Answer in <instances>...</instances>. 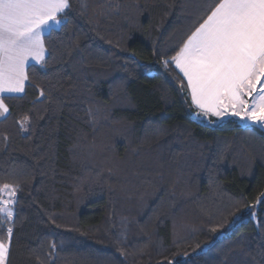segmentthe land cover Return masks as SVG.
I'll return each instance as SVG.
<instances>
[{
  "label": "trees",
  "instance_id": "1",
  "mask_svg": "<svg viewBox=\"0 0 264 264\" xmlns=\"http://www.w3.org/2000/svg\"><path fill=\"white\" fill-rule=\"evenodd\" d=\"M212 2L70 0L0 117L6 264H264V130L199 118L170 60Z\"/></svg>",
  "mask_w": 264,
  "mask_h": 264
},
{
  "label": "snow or ice",
  "instance_id": "2",
  "mask_svg": "<svg viewBox=\"0 0 264 264\" xmlns=\"http://www.w3.org/2000/svg\"><path fill=\"white\" fill-rule=\"evenodd\" d=\"M70 8V0H0V117L6 119L9 113L5 99L25 92L29 65H46L45 33L60 27ZM204 15L170 57L187 82L196 115L210 124L237 117L250 133L255 129L247 126L249 122L264 128V0H213ZM163 64L168 70L169 61ZM27 121L28 117L20 121L21 130H27ZM18 190L19 185H0V221L14 223ZM260 203L264 196L257 200ZM251 215L255 219V211ZM12 236L13 228L8 227L7 241L0 239V264H6ZM50 248L55 254V241Z\"/></svg>",
  "mask_w": 264,
  "mask_h": 264
},
{
  "label": "rangeland",
  "instance_id": "3",
  "mask_svg": "<svg viewBox=\"0 0 264 264\" xmlns=\"http://www.w3.org/2000/svg\"><path fill=\"white\" fill-rule=\"evenodd\" d=\"M181 75H182V74H181ZM198 117H199V116H198ZM199 118H203V117H199ZM233 118H234V117H233ZM203 119H204V118H203ZM235 119H236V118H235ZM204 120H205V119H204ZM239 122H240V124H241L242 126H246L244 121L239 120ZM247 126H258V125H254V124H251V123L249 122ZM5 199H7V196H5Z\"/></svg>",
  "mask_w": 264,
  "mask_h": 264
},
{
  "label": "crops",
  "instance_id": "4",
  "mask_svg": "<svg viewBox=\"0 0 264 264\" xmlns=\"http://www.w3.org/2000/svg\"><path fill=\"white\" fill-rule=\"evenodd\" d=\"M53 29H57V27H53ZM45 34H47V33H45ZM32 64H34V62L32 63ZM187 83V82H186ZM257 87H259V85H257ZM19 95V94H18ZM6 96H7V94H6ZM246 99H249V98H247V97H245ZM215 118V117H214ZM226 118H228V117H226ZM234 118H236L238 121H239V118H237V117H234ZM216 119V118H215ZM240 123V122H239ZM263 130H264V128H262Z\"/></svg>",
  "mask_w": 264,
  "mask_h": 264
}]
</instances>
